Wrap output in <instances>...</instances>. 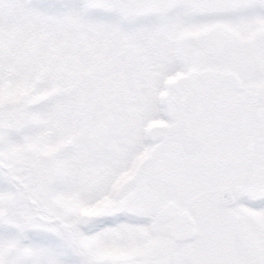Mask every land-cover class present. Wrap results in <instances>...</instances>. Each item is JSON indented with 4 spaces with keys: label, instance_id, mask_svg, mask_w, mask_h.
I'll list each match as a JSON object with an SVG mask.
<instances>
[{
    "label": "snow or ice",
    "instance_id": "snow-or-ice-1",
    "mask_svg": "<svg viewBox=\"0 0 264 264\" xmlns=\"http://www.w3.org/2000/svg\"><path fill=\"white\" fill-rule=\"evenodd\" d=\"M0 264H264V0H0Z\"/></svg>",
    "mask_w": 264,
    "mask_h": 264
}]
</instances>
